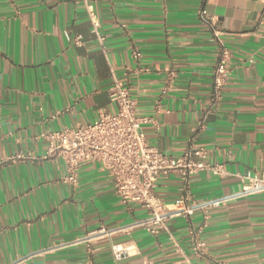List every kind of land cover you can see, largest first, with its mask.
<instances>
[{"label":"crops","instance_id":"0c3cea01","mask_svg":"<svg viewBox=\"0 0 264 264\" xmlns=\"http://www.w3.org/2000/svg\"><path fill=\"white\" fill-rule=\"evenodd\" d=\"M212 28L230 51L217 103ZM114 78L154 121L141 127L149 146L175 157L195 137L223 165L190 178L192 202L220 201L206 221L195 210L148 233L133 226L147 210L120 201L99 163L82 164L72 186L45 156L43 135L116 110ZM246 171L264 174V0H0V264H264V191H244ZM180 189L169 175L155 193L168 204ZM113 244L128 254L114 260Z\"/></svg>","mask_w":264,"mask_h":264},{"label":"built area","instance_id":"2783aa9c","mask_svg":"<svg viewBox=\"0 0 264 264\" xmlns=\"http://www.w3.org/2000/svg\"><path fill=\"white\" fill-rule=\"evenodd\" d=\"M88 8L90 20L96 26L97 18L90 6ZM200 19L211 26L208 18L200 15ZM222 35V31L212 28L213 40L217 46L212 70L213 103L220 100L230 71V51ZM75 44H81L80 37L75 39ZM132 53L136 58L140 56L136 50ZM171 78L172 73L168 82ZM109 99L116 106L115 111L101 110L92 123L65 127L43 135L48 143L45 156L60 159L65 165L66 174L62 177V182L75 186L81 165L97 162L111 178L114 192L120 201L139 205L147 210V217L136 221L133 226H140L146 232L156 234L165 228L166 221L172 216L182 215L189 219L195 210H200L206 221L210 209L217 207L220 201L202 204L192 202L189 194L190 178L202 171L222 176L225 174L223 165L207 160V150L195 144V137L175 157L149 146L141 127L154 121L151 117L136 114L135 101L131 98L129 89L115 78L109 90ZM154 112H160L159 101L154 106ZM200 126L203 127L202 124ZM169 175L180 177L181 193L172 203L166 204L157 197L155 188L159 178ZM239 178L244 183V191H264V174L246 171ZM188 234L195 255L200 257L205 254L206 246L199 236L200 229H194L189 224ZM88 251L91 252V249L88 248ZM111 252L114 260L119 261L128 254V248L113 244Z\"/></svg>","mask_w":264,"mask_h":264}]
</instances>
